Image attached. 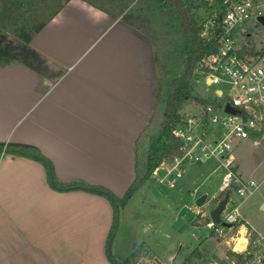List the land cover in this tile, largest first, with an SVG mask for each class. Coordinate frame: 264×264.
<instances>
[{"label": "crops", "instance_id": "0c3cea01", "mask_svg": "<svg viewBox=\"0 0 264 264\" xmlns=\"http://www.w3.org/2000/svg\"><path fill=\"white\" fill-rule=\"evenodd\" d=\"M30 44L47 58L42 72L19 61L0 64V142L38 147L59 180L124 195L163 111L157 98L163 71L150 32L69 0ZM255 133L247 141L262 147L260 154L233 155L238 173L261 180L264 129ZM254 194L236 195L246 219L242 205ZM113 220L105 196L57 190L41 162L0 153V264H112L106 241Z\"/></svg>", "mask_w": 264, "mask_h": 264}, {"label": "trees", "instance_id": "16d2710c", "mask_svg": "<svg viewBox=\"0 0 264 264\" xmlns=\"http://www.w3.org/2000/svg\"><path fill=\"white\" fill-rule=\"evenodd\" d=\"M69 0H0V64L12 61L22 62L42 72L47 58L31 46L33 37L59 12ZM92 6L115 18L134 23V18L151 20L155 25L150 33L156 66L168 68L171 59L182 66L180 73L169 81L163 75L158 81L157 98L163 106L157 129L149 141L143 163H137L136 179L123 196H116L109 188L90 184L81 180H59L54 172L52 161L41 150L31 144L22 142H0V153L26 156L41 162L47 172L50 185L60 191L84 190L105 196L114 209V220L106 241V254L112 264L122 263L113 255L111 245L118 231L121 205L124 206L136 188L145 180H150L151 173L162 160H171L181 153V140L172 130L182 120L180 109L182 103L193 97L192 78L194 70L209 54L215 52L220 43L218 23L225 13L224 0H85ZM204 11L214 17L217 24L214 32L203 36ZM7 32H10L8 34ZM200 100V98H199ZM204 100V99H203ZM206 103V100H204ZM263 131L254 135L260 136ZM253 135V134H252ZM137 180V181H136ZM139 181V182H138ZM231 190L220 191L215 199L222 200ZM208 222V218L205 221ZM257 234H254V237ZM229 255L236 256L232 251ZM201 256L198 248L186 257L191 264L196 256ZM197 262V261H196Z\"/></svg>", "mask_w": 264, "mask_h": 264}, {"label": "built area", "instance_id": "2783aa9c", "mask_svg": "<svg viewBox=\"0 0 264 264\" xmlns=\"http://www.w3.org/2000/svg\"><path fill=\"white\" fill-rule=\"evenodd\" d=\"M225 13L218 23L220 43L217 50L205 57L198 70L209 83L222 81L227 90L218 89L212 100L193 112H183L182 120L172 132L182 144L181 153L171 160H162L151 173L153 183L174 188L191 164L214 159L226 169L220 191L231 190L217 222L209 215L206 223L227 245L231 264H264V234L249 225L240 198L257 192L264 179L244 178L235 170L233 155L237 142L247 140L264 129V39L257 43L250 38V25L264 16V0H224ZM203 36L216 28L214 17L206 14ZM230 104L239 111L230 112ZM214 209V207L212 208ZM257 234L254 237V234Z\"/></svg>", "mask_w": 264, "mask_h": 264}, {"label": "rangeland", "instance_id": "374dc122", "mask_svg": "<svg viewBox=\"0 0 264 264\" xmlns=\"http://www.w3.org/2000/svg\"><path fill=\"white\" fill-rule=\"evenodd\" d=\"M200 13L207 17V12ZM134 22L154 33L156 27L151 20L135 16ZM259 27L261 26L258 23H253L249 30L250 38L257 43L259 39H264V28ZM166 65L168 68L161 67L165 82L182 70V66L174 59ZM193 77H195L191 81L193 97L182 103L181 113L193 112L205 104L204 100H212L218 89L223 92L227 90L225 82L209 83L201 76L198 66ZM151 137L152 135H149L146 138L148 143ZM260 148L262 147L253 146L249 141L243 140L233 154L245 158L244 155H250L252 152L258 154ZM225 172L223 166L210 159L189 165L174 188L169 189L153 183L152 179L142 182L126 204L121 205L119 227L111 245L116 259L126 263V260L130 261V257L136 255L131 264H171L170 256L176 252L180 244H183L175 264H191L186 257L196 248L201 252V256L194 254V257H198L194 259L195 264H231L224 240L205 222L212 208L220 201L215 197L220 192ZM261 192L262 190L257 191L251 196L242 205V209L247 219L264 233V211L257 199L261 197ZM204 193L208 194L207 202L203 206H198L196 200ZM232 196L237 203L241 201L236 195Z\"/></svg>", "mask_w": 264, "mask_h": 264}, {"label": "water", "instance_id": "95a60500", "mask_svg": "<svg viewBox=\"0 0 264 264\" xmlns=\"http://www.w3.org/2000/svg\"><path fill=\"white\" fill-rule=\"evenodd\" d=\"M259 19L264 23V16H260ZM226 109L230 112H233V113H236L238 112L239 110L236 108V107H233L231 106L230 104H228L226 106ZM228 197H229V194L226 195L225 198H223L222 200L219 201V203L214 207V209H212L210 215L212 217V219H214L215 221L219 222L220 221V214H221V211L223 210L227 200H228ZM207 199H208V194L207 193H204L202 195H200L197 200H196V204L198 206H203L206 202H207ZM262 209L264 211V204L262 205ZM183 247V244H180L176 250V252L170 256V261H171V264H175V261L180 253V250L182 249Z\"/></svg>", "mask_w": 264, "mask_h": 264}]
</instances>
